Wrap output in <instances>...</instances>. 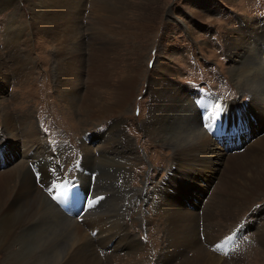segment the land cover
<instances>
[{
	"label": "rangeland",
	"instance_id": "1",
	"mask_svg": "<svg viewBox=\"0 0 264 264\" xmlns=\"http://www.w3.org/2000/svg\"><path fill=\"white\" fill-rule=\"evenodd\" d=\"M41 1L0 0V153L3 151L0 170L15 168L20 164L24 169L29 167L33 178L38 177L36 165L41 160H31L32 162H27V165L23 161L21 162L24 156L25 143L22 139H17L16 143L12 141L13 137H17L20 132L27 133L28 129L34 128L40 138L34 145L37 152L39 147H44L42 151L47 152L51 160L47 161L53 168H57L60 176H62V181L65 180L63 179L64 176H74L78 180L75 169L79 168L81 146L83 144L93 146L92 139L95 134L106 132L109 126L113 124V120L93 122L76 105H69L65 101L63 88L59 86V83L60 78L67 79L65 75L59 76L57 74V69L61 65L59 60L61 56L57 53V48L61 46L63 41L61 38L65 34L68 37L75 36L78 40L81 39V54L78 55L83 60H81L79 67H76L81 73H79V81L74 82V85L78 84V90L81 86L80 89L85 91L90 78L94 77L90 56L99 54L96 50L92 52L87 43L88 39L91 38L92 32L90 31L96 27L95 23L103 16L101 12L97 13L94 10L91 0H84L79 8L76 7V0H62L67 4L57 3L56 6L67 8L68 12L66 11L65 17L61 15L62 18L57 21L59 26L62 25L61 30L57 28L58 25H55L51 33H44L37 29L38 21L35 20L34 14L41 7ZM102 1L105 3L109 1L112 6L118 7L120 14L122 13V19L106 23L108 26L105 28L107 41L109 43L115 42H113L112 49L108 53V59L101 66L102 73L99 79L95 80L96 85L107 79L106 84L113 88L121 82L123 77L127 76L124 70L128 63L130 66H136V58L133 54L139 55V58L142 57L141 69L144 71L139 73L136 85H134L135 91L129 109L122 115L124 118L123 132L128 141L130 140L134 157L130 164L132 167H127L128 176L126 178L120 177L121 181L118 182L113 178L115 172L113 167H99V164L94 162L95 158L99 159V157L97 151L91 149L90 155L92 164H94V172L91 171L89 179L92 181L89 187L91 191L94 190L103 197L94 202L90 200L92 203H90L89 209L80 212V216H75L76 218H80L84 214L88 219L106 216L101 215L105 208H98L95 213L94 208L99 206L101 201L112 203L113 198H118L117 195L120 197V190H112V186L119 188L126 180L132 189L139 190L143 196L149 192L152 186L167 177L168 167L173 168V165L171 166L172 157L173 155L177 156L172 152V146L154 143L146 136L140 125L145 122L150 111L149 106L153 100V95L149 94L148 90L151 86L150 82L155 78L156 68L164 66L170 69L169 80L176 87L187 90L188 96L196 95V92L193 91L194 93H192L190 89L202 88L213 92L223 100H221L223 102L221 107L212 116V119L216 121V129L209 131L205 127L208 119L201 127L205 129V133L212 138V141L226 152L243 154L245 142L251 138L252 131L255 136L264 133L260 130L255 113L251 111L239 113L237 110H229L230 107L246 104L254 96L258 97L263 94L260 92L262 89L260 84L254 85V90L249 89L248 85L253 83L248 79L251 78L250 75L242 73L241 76L243 83L247 82L248 85H237L233 80L234 74H230V71L233 66L235 67L234 61L237 60L241 64L242 54H249L253 51V47H258L249 41H255L256 36L264 38V0ZM78 9L79 11L76 12ZM108 15L107 12L105 16H111ZM69 20L75 21V23H71ZM68 23L71 25L69 26ZM146 26H151L149 28L151 31L149 40L144 39V35L139 31V28L146 29ZM241 30H244L242 34ZM14 37L20 38L15 40V50L13 48L8 49L5 43L7 39L14 41L16 39ZM232 42L242 47L240 49L236 47V50L233 48L230 52L228 44ZM95 46H99V43ZM230 49L232 48L230 47ZM262 55L260 58L264 62V54L262 53ZM64 59L70 60V57L65 56ZM62 67L66 70L65 65ZM242 68L247 70L245 65ZM262 72L264 73V66ZM158 73L160 74V72ZM245 75L248 76L247 79ZM103 76L104 78L101 79ZM76 99L77 95H72L73 102ZM110 102L111 100L108 98L106 104ZM174 104L178 103L174 102ZM168 112V110L164 111L167 116ZM177 113L180 117L182 116L180 110ZM235 113L237 115L236 121L245 123L246 130L239 134L237 142L230 138L229 143L220 144L217 138L224 128L227 131L234 125ZM218 116L219 120H216ZM6 117H8L7 121H9L10 126L6 125L7 121L4 120ZM251 118L252 120H250ZM262 128L264 129V123L261 124ZM44 152L41 154L43 157ZM36 153L29 152L28 157L34 156ZM191 158L192 161L184 159L188 167H200L202 162L203 164L217 163H212L204 157L197 160L194 157ZM215 174L216 171L211 173V175ZM111 177L115 183H111ZM216 177L217 175L211 180ZM192 181L190 178H183L182 186L178 183L170 184L173 188L171 187L169 190L176 191L177 188H187L184 207L186 209L191 208L192 203L188 200V196L191 195L201 199L203 204L201 207L203 208L206 206L214 186L208 187V193H205L204 189H200L201 187L193 186ZM58 186L56 185L57 188L53 192L60 191ZM82 187L89 193L87 187ZM77 188L81 189L80 187ZM167 191L165 195H167ZM87 192L85 193L88 194ZM256 195L252 198V203L246 204L244 207L236 204L234 208L230 209L229 214L221 212L214 205L209 209L214 218L213 221L210 223L198 221L199 223H196L197 238L206 258L214 261L213 258L222 257L220 262L214 261V264H264V243L259 239L264 232V191H259ZM49 197L52 199V195ZM47 199L50 201L49 198ZM96 201L100 203L97 202L95 205ZM143 201L135 199L129 193L122 203L124 206L122 208L126 210V214L122 218L124 227H127L125 229L127 230L126 235L134 243L138 241V245L136 248L130 249L129 246L124 247L122 244V247L112 251L113 248H109L112 247V244H108L107 248L109 249H104L102 252L103 255L107 254L106 261L105 258L99 256L101 262L108 261V263L101 264H180L178 261L168 263L173 254L168 253L167 250L168 229L165 203L162 208L163 211H159L153 210L151 203H143ZM193 202L197 203L195 200ZM76 208L78 209V207ZM100 210L101 214H96ZM191 210L199 212L200 208ZM233 229L235 230V246L230 248L225 243L227 244L225 252V249L218 248L223 243L220 240ZM203 230H205L206 236ZM111 231L112 229H107L104 236H109ZM94 235L91 234V237ZM129 244L133 246V244ZM95 249L98 251L97 247ZM184 254L186 253L184 252ZM165 255H167L168 260L163 262ZM192 256L193 252L188 253L187 258L190 259ZM2 258L3 255L0 252V264H2Z\"/></svg>",
	"mask_w": 264,
	"mask_h": 264
},
{
	"label": "bare ground",
	"instance_id": "2",
	"mask_svg": "<svg viewBox=\"0 0 264 264\" xmlns=\"http://www.w3.org/2000/svg\"><path fill=\"white\" fill-rule=\"evenodd\" d=\"M83 1L76 0L77 6L76 4L75 6L81 7ZM91 1L93 2L92 7H94V10L97 13L101 12L103 17L97 20L95 23L96 27H93V30L90 31L92 32L91 38L88 39L87 43L92 52L96 50L99 54H92L90 56L91 63H93L91 68H93L94 77H92L93 80L90 78L85 91L80 89L81 86L78 90V84L74 85V82L79 81V73H81L76 67H79L80 62H82L81 60H83L78 55L81 54V39L78 40L75 36L68 37L65 34L62 38L60 37L63 41L60 44L61 46L57 48V53L61 56L59 59L61 65L57 69V74L59 76L65 75L67 79L60 78L59 83V86L63 88L65 101L69 105H76L93 122L113 120V122L111 121L113 124L109 126L106 132L95 134V137L92 139L93 146H85V144L81 146V160L78 161L79 168L75 170H77L76 176L79 181L77 182L79 183L77 187L81 188L79 190H81L82 196L86 195L85 192H87L82 186L87 187L89 191L87 193L90 195L89 203L86 205L84 211L89 209L90 203L103 197L94 190L91 191L89 187L92 181L89 179L91 171L93 170L92 172H94V164H92V157L90 155L91 149H95L99 157V159L95 158L94 162L98 163L99 167H113L115 170L113 178L118 182L121 181L120 177L126 178L128 176L127 167H132L130 164L134 154L132 145L129 143L130 140L128 141L127 136L123 132L122 124L124 118H122V115L129 109V104L135 91L134 85H136L139 73L144 71L141 69L142 57L139 58V55L133 54L136 58L135 65L137 67L130 66L128 63L127 68L124 70L127 76L123 77L119 84L110 88L106 84L107 79H104L99 85H96L95 80H98L102 73L101 66L108 59V53L112 49L113 42H115L109 43L107 41V30L105 28L108 26L106 23L122 19V13L120 14L118 7L112 6L108 0L106 3L102 0H99V2L98 0ZM57 3L67 4L62 0L41 1V7L34 13L36 16L35 20L38 21L37 29L39 31L51 33L54 28L53 26L58 25L57 21H59V18L65 17L67 8L58 7L56 6ZM78 11L79 9L76 12ZM107 12L111 15L110 17L105 16ZM61 15L64 16L61 17ZM69 22L75 23V21L70 20ZM61 23L65 24L64 22ZM119 24L121 25V23ZM68 25L70 26L71 24L68 23ZM61 26L60 24L57 28L61 30ZM135 27L138 28V26ZM146 27V29L139 28V31L144 35V39H150L151 31H149V28L151 26ZM243 32L244 30H241V34ZM14 38H16L14 41L7 39L5 45H7L8 49H14L16 46L15 40L20 39L19 37ZM249 42L258 47H253V51L249 53L252 54L251 56L247 53L242 54L240 58L241 64L237 60L234 61L235 67L233 66L230 74H234L233 80L235 84L245 86L248 84L247 82L243 83L242 73L250 75L251 78L245 75L246 79L248 78L253 82L251 85H248L249 89L254 90V85L260 84L262 85L260 92L263 94L258 97L249 98L250 100L246 104L230 107L229 110H237L239 113L241 111L255 113L260 130L263 132L264 129H261V124L264 123V73L262 72L264 62L260 56L262 57V53L264 54V38L256 36L255 41ZM98 43L99 46H95ZM228 45L230 52L233 48L237 47L240 49L242 47H239L234 42ZM65 56H69L70 60L64 59ZM62 65H65L66 70L63 69ZM244 65L247 67V70L242 68ZM170 75V69L164 66L156 68L155 78L150 82L151 86L149 84L150 89H147L149 94L153 95V100H151L149 106L150 111L145 122L140 125L146 136L154 143L158 142L163 145L168 144L172 146V152L177 156L173 155V160L171 159V166L173 165V168L168 167L167 177L152 186L149 192L143 196L139 190L132 189L126 180L123 181L119 188L112 186V190H120V197L117 195L116 197L118 198H113L112 203L105 201H101V203L95 202V205L97 202L100 204L94 208V213L96 209L103 207L105 208L104 213L101 214L100 210L96 214L106 216L88 219L84 214L80 218H76L75 216H80V212H83L82 206H85V201L81 196H79L77 201L76 207L78 209L73 204L70 205L71 209H75V212L72 216H65L49 197L52 193L53 195L57 193V191L53 192L57 188L56 185H59L60 191L62 189L65 190L63 188L64 185L60 183L62 176H60L57 168H53L50 162H48L51 160L48 153L42 151L44 147H39L41 150L39 151L38 149V152L37 148H34L35 143L40 140L36 130L30 128L27 133L24 131L20 132L22 136L19 134L17 137H13L12 141L14 143H16L17 139H22L25 143L24 156L21 162L23 161L27 165V162L31 160L41 161L36 165L37 178H33L28 166L24 169L20 164L16 167L14 166L15 168L0 170V252L3 255L2 264H101L107 259V254H102L104 249L113 248L112 251L117 250L122 247V244H124V247L129 246L130 249L136 248L138 241L134 243L133 240L127 237V230H125L127 227H124L122 221L123 216L126 214V210L122 208L124 207L122 203L129 193L135 199L144 200L143 203H151L153 210H162L165 203L168 229L167 250L168 253L173 254L168 263L178 261L180 264H214L215 262H220V258H222L220 256L213 258L215 262L206 258L197 238L196 232L198 230H196L195 225L199 223L198 221L206 223L213 221L214 218L209 209L214 205L226 214L236 204L243 205V207L246 204L249 205L252 203V198L255 197L256 193L264 191V133L255 136L252 131L251 138H248L249 140L245 142L246 146L244 145L243 154L226 152L221 146L212 141V138L205 133V129H202L203 127H200L199 115L201 112L194 107L192 100L195 94L188 96L187 90L176 87L169 80ZM103 78L104 76L101 79ZM194 90L190 89L192 93H194ZM74 94L77 95L75 102L72 100V95L74 96ZM108 98H110L111 102L106 104ZM174 102L178 104H174ZM178 109L182 112L181 117L177 113ZM166 110L169 111L168 116L164 113ZM7 119L8 117L4 120L7 121ZM6 125L10 126L9 121L6 122ZM5 148L7 149L6 146ZM32 151L37 153L34 156L28 157V153ZM43 152L45 154L44 157L41 155ZM191 157L196 158L195 160L204 157L212 163H217L210 164L207 161L208 164H203L202 162L200 167H188L184 159L192 161ZM0 161H3V151L0 153ZM215 171L217 177L211 180L215 176L211 175V173L213 174ZM113 178L111 179V183H115ZM183 178L193 180L191 184L201 187L200 189H204L205 193H208V187L214 186L206 206L202 208L201 199L198 196L192 197L190 195L188 196V200L191 201L192 205H190L191 208L186 209L184 207V200L188 189L177 188L176 191L173 189L169 190L172 187L170 184L178 183V185L182 186ZM166 191L167 195H165ZM193 200L197 201V203L193 202ZM197 208H200L199 212L191 210ZM107 229H112V231L109 236L106 234L107 237H105L104 234ZM203 232L205 234V230ZM91 234H95L94 237H91ZM259 239L264 243V232H262ZM129 243L133 244V246ZM108 244H112V247L107 248ZM94 247H97L98 251ZM195 250L197 252H194ZM191 252H193V256L188 259L187 255ZM99 256L105 258V261L101 262ZM167 258V255H165L163 262L167 261ZM105 263H108V261Z\"/></svg>",
	"mask_w": 264,
	"mask_h": 264
},
{
	"label": "snow or ice",
	"instance_id": "3",
	"mask_svg": "<svg viewBox=\"0 0 264 264\" xmlns=\"http://www.w3.org/2000/svg\"><path fill=\"white\" fill-rule=\"evenodd\" d=\"M216 120H219V116L216 117ZM205 127L208 128L209 131H213L215 130V127H216V121H214L212 119V117H209L208 120L206 121L205 123ZM68 195L67 192H64V193H57L56 195H53L52 196V199L53 200H58L60 199L61 197H66Z\"/></svg>",
	"mask_w": 264,
	"mask_h": 264
}]
</instances>
